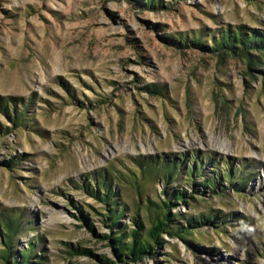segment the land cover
Returning <instances> with one entry per match:
<instances>
[{
    "label": "rangeland",
    "instance_id": "rangeland-1",
    "mask_svg": "<svg viewBox=\"0 0 264 264\" xmlns=\"http://www.w3.org/2000/svg\"><path fill=\"white\" fill-rule=\"evenodd\" d=\"M160 1L0 0V103L24 114L15 126L0 107V212L23 217L27 264H101L73 248L114 264H264V76L179 45L264 30V0ZM147 159L180 162L172 181L144 177ZM100 176L125 208L116 229L145 233L166 199L172 232L208 222L120 261L107 206L84 188Z\"/></svg>",
    "mask_w": 264,
    "mask_h": 264
},
{
    "label": "trees",
    "instance_id": "trees-1",
    "mask_svg": "<svg viewBox=\"0 0 264 264\" xmlns=\"http://www.w3.org/2000/svg\"><path fill=\"white\" fill-rule=\"evenodd\" d=\"M160 2V0H146L147 5L153 6L159 4ZM210 40V46L201 43L199 39L196 38L190 39L189 43L186 39H180L179 45H181L180 47L182 48L190 46L200 48L209 53H226L227 56L238 57L247 64L250 71H260L264 76V30H248L244 29L242 26L232 30L221 31L216 37L212 36ZM151 86V84L146 86L148 92H159L151 88ZM9 104L13 106V101L7 102L6 99L2 101V103H0L1 110L15 126L22 125L24 114L21 111L17 113L14 107L9 109ZM5 129L7 130L8 128ZM179 163L180 162L177 163L176 161L169 162L165 159L158 161L147 159L145 162H139L136 166L144 177L153 175L167 183L172 181L178 170ZM1 165L11 168L13 161H2ZM202 165L203 163L201 161H197L196 167L191 168V170L193 171L194 169H198L199 166ZM97 178L98 180H96L94 188L89 184V186L86 184L84 188L87 194L107 206L106 219L109 221V227L114 230L113 232H115V234L112 238L106 235L103 236L110 238L109 240L115 246L116 257L120 261H125L126 259L136 260L151 253V250L154 247L153 244H161L160 235L162 232L174 234L175 236L183 238V234L187 232L186 229L188 227H201L202 223L208 222V220L206 221L202 218H188L186 219V226H176L172 232V224L174 223L175 217L173 213L171 214L169 212V210L173 205H175V202L166 199L162 201V205L159 203H150V209L152 207L154 208H152L150 224L145 233H140L139 230H141L142 225L138 221L135 222V226L137 228L129 230L128 232L124 231V227L116 229L119 222L118 220L122 216L125 208L116 209L113 200V196L116 192L110 187V180H108L105 176ZM207 186L209 187L211 184H208ZM164 193L166 194V191ZM183 198V193H175V200ZM21 218H23L21 215H15L10 211L0 212V244L3 246V249L0 250V264L29 263L31 247H29L27 251L24 249L17 251L14 247L16 238L21 230ZM73 251L88 253L95 257L101 264H114L111 260L107 258H99L86 249L73 248ZM17 254L20 256L19 258L17 257Z\"/></svg>",
    "mask_w": 264,
    "mask_h": 264
},
{
    "label": "bare ground",
    "instance_id": "bare-ground-1",
    "mask_svg": "<svg viewBox=\"0 0 264 264\" xmlns=\"http://www.w3.org/2000/svg\"><path fill=\"white\" fill-rule=\"evenodd\" d=\"M220 149H222V151H223V150L227 149V147H225V146H221ZM223 152H224V151H223Z\"/></svg>",
    "mask_w": 264,
    "mask_h": 264
}]
</instances>
